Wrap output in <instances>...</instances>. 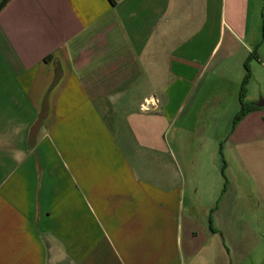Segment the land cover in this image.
Segmentation results:
<instances>
[{
  "label": "crops",
  "instance_id": "0c3cea01",
  "mask_svg": "<svg viewBox=\"0 0 264 264\" xmlns=\"http://www.w3.org/2000/svg\"><path fill=\"white\" fill-rule=\"evenodd\" d=\"M0 264H264V5L9 0Z\"/></svg>",
  "mask_w": 264,
  "mask_h": 264
},
{
  "label": "trees",
  "instance_id": "16d2710c",
  "mask_svg": "<svg viewBox=\"0 0 264 264\" xmlns=\"http://www.w3.org/2000/svg\"><path fill=\"white\" fill-rule=\"evenodd\" d=\"M9 0H3L1 3H0V10L4 7V5L8 2ZM247 111V107L244 103H242V107H241V110L239 111V113L236 115L235 117V120H234V125H233V128L236 124V122L241 118V116L243 114H245V112Z\"/></svg>",
  "mask_w": 264,
  "mask_h": 264
},
{
  "label": "rangeland",
  "instance_id": "374dc122",
  "mask_svg": "<svg viewBox=\"0 0 264 264\" xmlns=\"http://www.w3.org/2000/svg\"><path fill=\"white\" fill-rule=\"evenodd\" d=\"M259 3H260V5H261V3H262V5H264V0H259Z\"/></svg>",
  "mask_w": 264,
  "mask_h": 264
}]
</instances>
